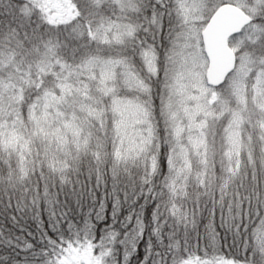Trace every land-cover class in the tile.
<instances>
[{
    "label": "snow or ice",
    "instance_id": "6c2138e0",
    "mask_svg": "<svg viewBox=\"0 0 264 264\" xmlns=\"http://www.w3.org/2000/svg\"><path fill=\"white\" fill-rule=\"evenodd\" d=\"M0 264H264V0H0Z\"/></svg>",
    "mask_w": 264,
    "mask_h": 264
}]
</instances>
